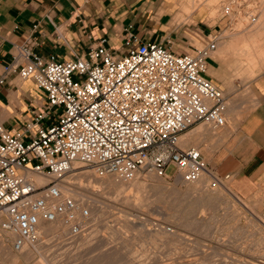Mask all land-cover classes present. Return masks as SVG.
Wrapping results in <instances>:
<instances>
[{
    "label": "built area",
    "instance_id": "1",
    "mask_svg": "<svg viewBox=\"0 0 264 264\" xmlns=\"http://www.w3.org/2000/svg\"><path fill=\"white\" fill-rule=\"evenodd\" d=\"M224 13L231 16V7ZM192 37L185 40L192 53H178L170 38L142 41L127 31L124 51L104 37L73 60L35 54L30 38L13 46L0 85L16 75L42 94L21 131L0 125V230L16 251L38 243L44 224L62 223L69 242L89 234L91 210L65 181L79 166L101 178L154 173L185 184L209 170L182 137L199 124L215 131L228 124L224 90L207 77L222 37L200 28Z\"/></svg>",
    "mask_w": 264,
    "mask_h": 264
},
{
    "label": "rangeland",
    "instance_id": "2",
    "mask_svg": "<svg viewBox=\"0 0 264 264\" xmlns=\"http://www.w3.org/2000/svg\"><path fill=\"white\" fill-rule=\"evenodd\" d=\"M220 1V4L225 5L223 7L230 6L232 12L234 11L232 13L234 15H231V17L224 13V16L221 18L222 14H218L213 21H209L208 12L204 8L200 12H195L190 17L186 14L183 17L177 16L182 12L181 5L178 4V0H168L167 5L172 17L170 27L175 29L182 28V30L187 31L190 37L193 36V31L198 28L206 31L213 30L221 33V41H223L229 39L225 37L226 31H233L238 26L246 27L252 21L249 19L251 14L255 15L256 20H258L260 14L264 11V0ZM236 10L237 12H235ZM262 45H264V42ZM187 52L192 53V50L187 49ZM243 65L244 68H242V65L236 59H227L223 62L215 61L213 56L209 59L207 74L212 78L211 80L213 82L224 90V93L226 92L227 102L234 101L240 109L238 116H230L227 119V126L234 125L237 121L242 120L260 102L257 83L264 82V69L261 70L262 72L259 71L253 80L247 82L248 85L243 76L247 72L252 71V68L249 62H245ZM234 120L237 121L235 122ZM225 128H221L218 132L217 130L215 132V130H212L208 126L199 124L196 131L199 129L204 130L202 134H214L215 132L214 135H218ZM194 132H188L183 137H188ZM193 146L194 148H199V145L196 143H192L188 147ZM200 150L203 151V149ZM83 169L86 170V168ZM210 170L212 174L221 180L223 185H212V181L208 187L193 195H189L188 193L189 188L192 186L183 183L179 179L176 181L165 179L163 180L164 183L158 184L149 179V174L141 176V180L146 181L149 185V190L146 193V197L149 198L147 202L149 203H147L145 208H139L140 211L138 214L142 218H145L142 221L147 224L146 228L148 229H156L158 227L157 225H160L171 229L174 233L176 232L175 237L179 238L177 241L172 242L174 245L167 243L166 238L157 239L154 242L151 239L148 240V238H144L142 241L134 240L137 237V230L134 228L127 229L123 221L125 220L127 222L128 219L133 218L132 221L134 220L137 224L140 220L135 219L131 215L126 220L124 216H127L128 213H136L132 211L131 207H129L130 205L124 208L122 205H117V203L112 201L114 197L116 198L115 195L117 194L112 192L111 194H105V198H102V200L114 206L112 205L111 208L106 209V215H103L101 223L99 222L91 226L90 236H87L90 239L91 235H93L88 243L80 244L79 242L78 244L77 242L76 246L73 247L74 250H72L73 248L71 247L70 249L67 247L61 248L58 244L59 240L53 238L56 240L54 242L52 241L53 239L50 240L51 242L49 243L51 244L47 246V252L35 254V261L26 262L20 257L17 264H192L193 262V264H219L220 262L221 264L224 262L225 264H233V262L234 264H264V186L252 197L244 200L233 192L229 186L230 181L225 176H222L215 170ZM173 173L174 168H169L168 174L172 175ZM133 192L135 193V190L131 189L124 194L133 195ZM106 196L112 198H106ZM116 228H122L124 230L123 232L126 234L123 237L126 238L128 236L126 239H131L132 248L123 247L122 240L112 234V229L115 230ZM97 231L98 234L96 233ZM0 235L6 238L1 230ZM112 240L115 241L113 242ZM7 243L9 244V250L11 249L12 255L16 254L17 252L13 248L12 241ZM116 247H120V251L108 255L109 252L111 253V251L117 249ZM107 248L109 251L106 250ZM10 263L14 264L11 256H6L0 250V264Z\"/></svg>",
    "mask_w": 264,
    "mask_h": 264
},
{
    "label": "crops",
    "instance_id": "3",
    "mask_svg": "<svg viewBox=\"0 0 264 264\" xmlns=\"http://www.w3.org/2000/svg\"><path fill=\"white\" fill-rule=\"evenodd\" d=\"M167 4L168 0H0V74L12 60L13 46L29 38L35 54L60 60L86 54L104 37L109 46L124 51L127 31L142 41L170 38L178 53L192 50L185 40L195 39L182 28L170 27ZM257 91L256 108L237 124L226 125L228 132L224 129L221 138L204 133L193 139L199 150L203 148L209 168L225 176L244 200L264 186V82L257 83ZM41 95L33 82L11 75L0 85V125L11 133L21 131L40 109Z\"/></svg>",
    "mask_w": 264,
    "mask_h": 264
},
{
    "label": "bare ground",
    "instance_id": "4",
    "mask_svg": "<svg viewBox=\"0 0 264 264\" xmlns=\"http://www.w3.org/2000/svg\"><path fill=\"white\" fill-rule=\"evenodd\" d=\"M220 3H221L220 0H178V4L181 5V7H182V12L180 14H178L177 16L183 17V15L186 14V15H188V17H190L195 12H200V10L202 8H204L208 12V20L209 21H213L218 14L219 15L222 14L221 15V18L224 16L225 7H223L224 4H220ZM261 9H263V8H261ZM235 12H237V10ZM231 15H234V14H231ZM185 20H186V18H185ZM226 32L227 33L225 34V37L226 38H229V39L223 40V41H221V40L219 41L217 50L212 54L213 59L215 61H222V62L223 61H226L227 59H236L238 61V63L242 65V68H244V65L243 64L245 62H249V64H251L250 67L252 68V71L247 72L243 77H244V79H246V83L247 82H250L251 80H253L258 75V72L259 71H261V70L264 69V45H262L263 42H264V11L262 12V14H260L258 20L255 19V21H251L248 25H246V27L243 28L242 26H240V27L238 26V28L236 27V29H233V31H230L229 30V31H226ZM250 91H249V93L251 94ZM227 107H228L227 108L228 109L227 119L230 116H238L239 115V113H240L239 106L234 101L233 102H227ZM234 121L236 122L237 120H234ZM203 131L204 130H199L198 129V131H195L196 132L195 134L193 133L190 136L187 135L188 137H185V138L183 137V139H182V146L183 147H188L189 145H191L193 143V139L195 138V136L201 135L203 133ZM215 132H214V134H215ZM217 132H218V130H217ZM225 134L227 136L228 133H225ZM219 137L221 138L220 133H219ZM219 137H218V140H219ZM216 138H217V136H216ZM210 171H211L210 169L208 171H206L199 181H197V182H195L193 184H190L192 187H190L189 190H188L189 195H193L195 193L201 192L205 187H208L212 181H213V183H211L212 185H217V184H219V185L221 184V186L223 185V183L221 182V180L219 178H217L214 174H212ZM148 176H149V179H151V181H153L155 183H158V184L159 183H162L163 180H165V179L159 177L158 175H156L154 173L153 174L150 173ZM36 179H37V182L40 185L46 184L48 182V180L45 177H42L40 175H37L36 176ZM65 181L66 182H70V183L73 184L75 194L78 197H80L85 202V204H87L89 206V208L91 210V217H90V219H89V221L87 223L90 226H94L97 223H99V222L101 223L102 222L103 215H106V213H105L106 212V209L107 208H111V206L113 205L112 203H111L112 205L107 204L106 203L107 201L104 202L102 200V198H105L104 197L105 194H111L113 192V193H117V194L115 195L116 198L113 196L114 197L113 198L114 200L112 199V201H114L115 203H117V205H122V207H124V208L130 205L129 207H131L132 211L134 213H136V214L128 213L127 216H124L126 218V220L128 219V217L130 215L133 216L135 219H139L140 220L139 223L137 222V224H136V222H134V220L132 221L133 218L132 219H128L127 222L125 220L123 221V222H125V225H126L127 229L128 228L129 229L130 228H134V229L137 230V237H135V238L133 237L134 240L136 239L137 241L138 240L139 241H142L144 238H146V239L148 238V240L151 239L154 242L157 239L159 240L161 238H164V239L166 238L167 239V243H169V244H171L172 242H175V241L178 240L179 237L178 238L175 237L176 232L174 233V232L171 231V229H168L166 227H162L160 225L155 224V225L158 226L156 229H153V228L152 229H148V228H146V225L147 224L144 221H142V220H145V218H142L140 216V214H138V213L140 211L139 208H142V207L145 208V206H147V203H149V202H147L149 200V198L146 197V193L149 190L148 189L149 188V185L146 183V181L141 180V176H137L132 181L120 180V179H117V178L112 177V176H107V177L101 178V177L97 176V174L94 171L89 170V169L84 170L82 166H79L78 169H77V171L74 174H71V175H69V176L66 177ZM151 186H154V185L152 184ZM131 189L132 190H135V193L136 194L133 192L135 195L134 194L133 195L132 194H124L125 192H127L128 190H131ZM176 192H178V191H176ZM107 197L108 196H106V198ZM108 198H112V197H108ZM149 206H151V205H149ZM159 215H160V212H159ZM121 217H123V216H121ZM125 218H123V219H125ZM0 222H1V217H0ZM104 224H105V222H104ZM104 224H102V225L105 226ZM120 224H122V223L120 222ZM123 227H125V226H123ZM100 228H102V226H100ZM113 229H112V234L114 236H116L117 238H120L122 240L123 247L126 246L128 248L129 247L132 248V241H131V239L130 240L126 239L128 237L127 235H126L127 236L126 238L123 237V235L126 234V233L123 232L124 230L122 228H116L115 230H113ZM92 232H93V228H92ZM96 233L98 234V231ZM41 234H42L41 235V240L38 243L26 245L23 250L16 251L17 253L15 252L16 254H13L12 255V253L10 251L11 249L9 250V244L7 242L13 241V236H11L10 234H7V233H3V235L6 236V238H3L2 235H0V250L3 251L6 254V256L7 255L11 256V259H12V261H13L14 264H17V262L19 261L20 257H21V259L23 258L26 262H31L32 260L35 261L34 258L36 256L35 255L36 253H38V254H42L43 252L45 253V251L48 249L47 246L49 244H51V243H49V242H51L50 240H52L53 238H57L59 240L58 244L60 245L61 248L67 247V248L70 249V247L73 248L74 246H76V243L77 242H78V244H79V242H80V244L81 243H83V244L84 243L85 244L88 243V241L91 239V237L93 235L91 233L92 235H91L90 239L88 238L90 236L88 234L89 236H81L79 238H74L73 240H71L69 242L70 239H69V231H68V228L66 226H64L62 223H54V224H44V225H42V227H41ZM94 236H95V234H94ZM95 237H93V238H95ZM112 239H115V238H112ZM55 240L56 239H53L52 241L54 242ZM146 242H147V240H146ZM89 243H91V242H89ZM109 245H111V244H109ZM116 248L117 249L111 251V253L109 252L108 255H111L113 253H117V252L120 251V247H116ZM200 248H201V246H200ZM72 250H74V248ZM106 250H108V248ZM130 253H133V252H130ZM180 264H182V263H180ZM216 264H218V263H216ZM219 264H221V262ZM222 264H225V262L222 263ZM233 264H234V262H233Z\"/></svg>",
    "mask_w": 264,
    "mask_h": 264
}]
</instances>
